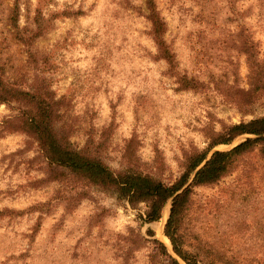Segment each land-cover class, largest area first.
<instances>
[{"label": "rangeland", "instance_id": "374dc122", "mask_svg": "<svg viewBox=\"0 0 264 264\" xmlns=\"http://www.w3.org/2000/svg\"><path fill=\"white\" fill-rule=\"evenodd\" d=\"M155 2L175 71L157 58L146 0H0V73L62 100L58 131L74 148L90 136L98 142L112 124L103 151L110 168L171 184L185 153L206 149L212 130L264 116V91L247 105L235 92L251 89L242 42L264 56V0ZM174 72L201 87L181 90ZM21 107L0 102V264H169L155 238L186 264L164 234L170 203L159 222L145 224V204L49 164L19 127ZM247 162L194 189L186 248L200 259L264 264V159L255 152Z\"/></svg>", "mask_w": 264, "mask_h": 264}, {"label": "trees", "instance_id": "16d2710c", "mask_svg": "<svg viewBox=\"0 0 264 264\" xmlns=\"http://www.w3.org/2000/svg\"><path fill=\"white\" fill-rule=\"evenodd\" d=\"M146 5L148 20L151 23L150 32L157 46V58L164 60L171 71H175L178 64L176 55L165 39L167 23L155 0H146ZM38 31L41 33L40 29ZM19 37L27 45L33 40V37L29 38L21 33ZM241 49L248 55L251 89H238L235 92L241 96L238 99L247 105L255 101L260 91H264V56H257L255 45L249 44L248 39L242 42ZM30 55L32 56V53ZM174 75L178 77L181 90H198L201 87L200 82L194 78L180 76L177 72H174ZM227 96H234V93L227 92ZM0 102H16L22 105V121L19 127L36 139L49 164L69 170L89 185L103 190H114L133 207L145 204L146 210L141 216L145 224L159 222L165 206L170 203L164 234L171 242L176 256L186 264H215L213 261L200 259L197 253L186 248V243L190 241L188 220L194 206V189L214 185L239 171L247 165L248 159L254 157L255 152L264 159L263 116L248 122L225 125L220 132L212 130L207 148L187 151L181 164V176L175 182L167 184L149 174L138 172L135 168L118 171L110 168L104 161L103 151L108 146L112 124L104 129L98 142L90 136L82 149L74 148L67 135L58 131L57 122L62 116V100L56 99L55 94L43 84L28 90L7 81L0 73ZM242 136L245 138L230 150H214L219 146H229ZM148 233L155 237L151 228ZM154 241L160 245L161 254L166 256L169 264H180L162 241L157 238Z\"/></svg>", "mask_w": 264, "mask_h": 264}]
</instances>
